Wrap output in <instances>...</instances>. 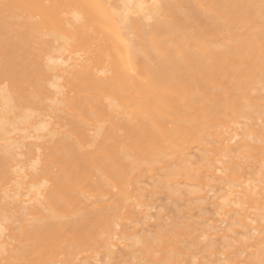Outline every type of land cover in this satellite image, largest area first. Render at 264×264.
<instances>
[{"label": "bare ground", "instance_id": "obj_1", "mask_svg": "<svg viewBox=\"0 0 264 264\" xmlns=\"http://www.w3.org/2000/svg\"><path fill=\"white\" fill-rule=\"evenodd\" d=\"M0 264H264V0H0Z\"/></svg>", "mask_w": 264, "mask_h": 264}, {"label": "rangeland", "instance_id": "obj_2", "mask_svg": "<svg viewBox=\"0 0 264 264\" xmlns=\"http://www.w3.org/2000/svg\"><path fill=\"white\" fill-rule=\"evenodd\" d=\"M160 199H161V197H160L158 200H159L160 204L163 203V207H164V208L168 209V211H169V209L172 210V208L174 207V205H172V204L174 203L173 201L171 202V200L169 201V199H166V200H165V198L161 199V201H160ZM155 202H157V203H156L157 205L159 204L157 200H156ZM160 204H159V205H160ZM174 204H176V203H174ZM164 205H165V206H164ZM172 206H173V207H172ZM155 210H156V209H155ZM155 210L153 209V210H151V212H152V213H153V212L155 213ZM164 210H165V209H164ZM171 210H170V211H171ZM157 211H158V210H157ZM162 211H163V208H162ZM170 211H169V214L171 213ZM163 212H164V211H163ZM156 214H157V213H156ZM156 214H155V215H156ZM165 216H167V215H165ZM168 216H169V215H168ZM155 217H156V216H155ZM153 221H154V218H153Z\"/></svg>", "mask_w": 264, "mask_h": 264}]
</instances>
